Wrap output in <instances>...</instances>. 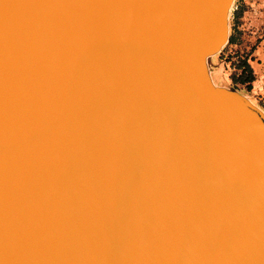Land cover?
<instances>
[{
    "label": "water",
    "instance_id": "water-1",
    "mask_svg": "<svg viewBox=\"0 0 264 264\" xmlns=\"http://www.w3.org/2000/svg\"><path fill=\"white\" fill-rule=\"evenodd\" d=\"M234 1L0 0V264H264Z\"/></svg>",
    "mask_w": 264,
    "mask_h": 264
},
{
    "label": "crops",
    "instance_id": "crops-1",
    "mask_svg": "<svg viewBox=\"0 0 264 264\" xmlns=\"http://www.w3.org/2000/svg\"><path fill=\"white\" fill-rule=\"evenodd\" d=\"M251 24L248 22L246 16L243 17L238 29L242 35L237 36V43L230 44L232 49H240V52L248 53V63L251 66L255 79L252 81L250 88L247 89L245 84L238 83L234 85L230 76L223 72L222 63L214 64L213 60L210 64L211 75L218 84L232 85L237 87L242 92H245L263 111H264V36L260 37L258 41L248 45L247 40L253 37L254 29H251ZM253 45V46H251ZM213 59V58H212Z\"/></svg>",
    "mask_w": 264,
    "mask_h": 264
},
{
    "label": "rangeland",
    "instance_id": "rangeland-1",
    "mask_svg": "<svg viewBox=\"0 0 264 264\" xmlns=\"http://www.w3.org/2000/svg\"><path fill=\"white\" fill-rule=\"evenodd\" d=\"M244 5L245 10L243 17L246 16L248 22H254L251 24L250 28L254 29L253 37L251 40H247V44H253L258 40L260 37L264 36V0H235L232 6V10L239 5ZM232 10L229 17V25L231 31V24H232ZM243 19V18H242ZM242 21V20H241ZM232 49L230 45L227 43L221 50V52L213 57L214 64L222 63L223 72L230 76L231 74V62L228 57L231 56ZM211 60V62H212ZM218 83V82H217ZM245 93V92H244Z\"/></svg>",
    "mask_w": 264,
    "mask_h": 264
},
{
    "label": "trees",
    "instance_id": "trees-1",
    "mask_svg": "<svg viewBox=\"0 0 264 264\" xmlns=\"http://www.w3.org/2000/svg\"><path fill=\"white\" fill-rule=\"evenodd\" d=\"M244 10H245V6L243 4L236 6L232 10L231 17L233 21L231 24V31L228 40L229 45L233 43H237L236 34L242 35L240 30L238 29V26L242 22L241 20L243 18ZM228 59L232 60L230 78L233 81L234 85L238 83L245 84L246 88L249 89L252 81L255 79V76L247 60L248 53L245 51L240 52V49L237 48L232 51V54L230 57H228Z\"/></svg>",
    "mask_w": 264,
    "mask_h": 264
}]
</instances>
